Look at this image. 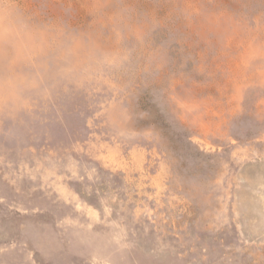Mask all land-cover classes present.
<instances>
[{
	"label": "rangeland",
	"instance_id": "rangeland-1",
	"mask_svg": "<svg viewBox=\"0 0 264 264\" xmlns=\"http://www.w3.org/2000/svg\"><path fill=\"white\" fill-rule=\"evenodd\" d=\"M186 1L0 0L7 264H264V0Z\"/></svg>",
	"mask_w": 264,
	"mask_h": 264
},
{
	"label": "bare ground",
	"instance_id": "bare-ground-1",
	"mask_svg": "<svg viewBox=\"0 0 264 264\" xmlns=\"http://www.w3.org/2000/svg\"><path fill=\"white\" fill-rule=\"evenodd\" d=\"M186 2H187V8H186V10L187 11L190 10V13L189 14L192 15L191 17L194 16V17L199 18L200 20H202V21L198 22L199 25L198 24L197 25L191 24L190 31L194 30L196 27L199 26L198 32H201V34H204L205 37H206L207 33H210V32H212V33H214V35H216L219 32L227 29L228 26H230L229 29L231 28V29H236V31H239V28L237 26H235L234 24H232V20L231 19H234L236 21L237 19H235V16H237V18H241V16H240V14L239 15H235V13L232 12V9H229L227 7V5L223 8V15H221V16H225L227 18V21H226L225 18L220 17L219 14L215 15V13L212 12V13H209L210 15H208V13L206 14V12L201 11V2L202 1H200V0H187ZM207 2H210V1L205 0V4ZM224 4H225V1H224V3L222 5L224 6ZM189 5H190V7H189ZM229 6H231V5H229ZM207 7H209V6H206V8ZM203 8L205 9V7H203ZM213 11H216V8L215 7L213 8ZM209 12H211V10ZM253 22H256V21L253 20ZM189 23L190 22H187L186 24L189 25ZM242 23L243 24L245 23L246 25H243V26H246V27L249 25V24H247L244 21H242ZM256 24L257 23H255V26H256ZM249 26L252 27L251 25H249ZM212 40H213V38H212ZM224 41H225V43H227L226 45H232V44H234V39H233V36L232 35L231 36H226V38H225ZM262 45H264V41L262 42ZM243 46L246 47V45H243ZM239 61H241V60H237L236 61L237 68H236V66L234 64H233L234 67L232 68L233 73L236 72L240 76V82H239L238 86L235 87L234 94L232 95L233 98L239 94V90H240V86L239 85H241L243 87V85H245V83H247V82L250 83L251 82V79L253 77V75H252V77H250L249 79H247V77H245V75H243V73L245 71V66H242L241 62H239ZM215 67L221 68L222 65L221 64H217ZM225 67H227V68H230L231 67L230 66V61H228L227 63H225ZM231 79L232 78H226L227 82H230ZM205 106L209 109V111H211L214 114H216V115H218V116L221 117V115L216 112V109H213V107H210L209 105H205ZM207 108L204 107V109L208 111ZM112 110L110 111L109 114L110 115L112 114L111 115V118L112 119H115L114 117L117 118V114L120 113L121 110H116V111H112ZM220 113L222 114V109L220 110ZM201 129H203L204 131H206L208 129V124L207 123L201 124ZM191 185H192L193 195L200 197L199 195L196 194V191H198L199 189L197 187H195L193 184H191ZM205 198H206V196L200 197V199H202V202L203 203L206 202V201H203V199H205Z\"/></svg>",
	"mask_w": 264,
	"mask_h": 264
},
{
	"label": "water",
	"instance_id": "water-1",
	"mask_svg": "<svg viewBox=\"0 0 264 264\" xmlns=\"http://www.w3.org/2000/svg\"><path fill=\"white\" fill-rule=\"evenodd\" d=\"M22 229L25 233H27L29 235L34 233L37 230V228H35V226L33 225L32 222L26 223ZM95 255L97 258H108L107 252L104 250H101L100 252L96 253ZM65 262H67L66 259H58L55 264H65ZM0 264H7V260L0 258Z\"/></svg>",
	"mask_w": 264,
	"mask_h": 264
}]
</instances>
